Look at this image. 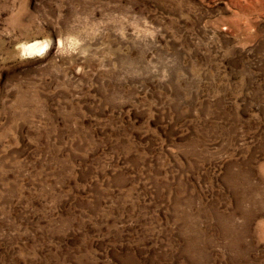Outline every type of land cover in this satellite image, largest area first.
Returning <instances> with one entry per match:
<instances>
[{
	"label": "rangeland",
	"instance_id": "374dc122",
	"mask_svg": "<svg viewBox=\"0 0 264 264\" xmlns=\"http://www.w3.org/2000/svg\"><path fill=\"white\" fill-rule=\"evenodd\" d=\"M0 264H264V0H0Z\"/></svg>",
	"mask_w": 264,
	"mask_h": 264
},
{
	"label": "bare ground",
	"instance_id": "6f19581e",
	"mask_svg": "<svg viewBox=\"0 0 264 264\" xmlns=\"http://www.w3.org/2000/svg\"><path fill=\"white\" fill-rule=\"evenodd\" d=\"M37 48H38V45H31V46L27 47L26 49L29 52H35L37 50Z\"/></svg>",
	"mask_w": 264,
	"mask_h": 264
}]
</instances>
